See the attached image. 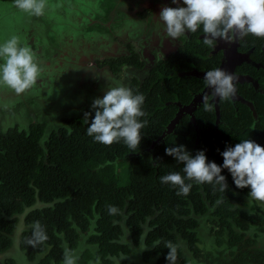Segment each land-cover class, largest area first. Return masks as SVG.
Returning <instances> with one entry per match:
<instances>
[{"label":"flooded vegetation","instance_id":"flooded-vegetation-1","mask_svg":"<svg viewBox=\"0 0 264 264\" xmlns=\"http://www.w3.org/2000/svg\"><path fill=\"white\" fill-rule=\"evenodd\" d=\"M163 6L184 5L183 0H179V4L172 0H47L44 14L34 16L16 8L14 0H0V43L12 35L19 36L21 44L35 52L43 69L36 84L24 93L18 94L2 86L0 132L7 133L12 129L26 131L27 135L31 131L41 132L39 143L46 149V143L54 134L61 136L63 132H69V128L72 132L75 126L84 124L85 112L91 113L88 118L91 123L95 116L92 104L96 98H102L109 87L124 85L145 96L150 93L152 82L157 85L163 76H172L197 79V83L195 87L192 84L186 90L182 89L180 96L173 93L175 98L170 97L165 102L174 107L175 114L152 143L164 140L170 133L180 134L179 128L188 132L194 128L198 143L202 132L199 125L210 119L217 132H220L219 127H234L240 142L251 139L264 146V38L248 35L232 44L216 41L215 48H209L203 43L201 26L197 32H189L175 42L171 39L163 41V25L158 21ZM9 10L17 11L18 16L25 18L23 33L16 34V29L11 31L4 26L3 16ZM10 17L14 19L12 15ZM44 39H48L49 48ZM215 68L225 69L237 77V92L232 99L221 100L213 96L212 89L206 85L205 73ZM154 91L157 92L158 88ZM204 96L208 97L213 111L204 110ZM143 130L145 132L146 128ZM155 130L150 128L149 135ZM229 189L234 195L230 207L234 218L229 216L226 221L240 238L237 246L228 248L223 243L216 244L215 230L220 229V217L214 212L224 199L220 198L212 205L203 194L206 213L196 214L190 202L192 211L184 216L198 221L195 230L202 252L194 257L178 237V243L174 245L182 246V252L177 261L190 254V258L201 264V258L209 252L215 258L229 260L235 249V254L246 249L264 253V204L249 200L250 186L241 189L234 183ZM151 218L147 217L143 225L138 245L125 224V218L117 221L123 228L119 243L129 252L121 250L116 255H109L113 264H169L166 258L159 262V254L149 260L144 258V253L157 244L147 245L144 240ZM201 220L212 222L209 231H212L213 242L220 250H204L200 246ZM229 230L224 227L221 237L225 241L229 238ZM93 232L94 225L89 233L81 235L79 247L72 252L78 259L86 248L92 252L97 250L96 244L86 242ZM76 264H80L78 260ZM240 264L264 263L247 261Z\"/></svg>","mask_w":264,"mask_h":264},{"label":"trees","instance_id":"trees-1","mask_svg":"<svg viewBox=\"0 0 264 264\" xmlns=\"http://www.w3.org/2000/svg\"><path fill=\"white\" fill-rule=\"evenodd\" d=\"M196 83L197 79L172 76H163L157 85L152 82V89L145 94L143 105L147 116L141 118L147 120L146 131L141 130L143 139L136 151L129 149L123 141L110 146L95 142L87 135L88 125L84 124L75 126L70 133L54 134L46 143V149L39 143L41 132L31 131L30 135L16 129L0 132V256H3L0 264L21 263L10 253L19 230L21 239L16 248L25 262L63 264L65 250L74 252L80 245L81 235L89 233L93 225L94 232L86 242L96 244L97 250L84 249L79 263L89 264L92 260L96 264H113L109 255H116L121 250L129 252L125 245L119 243L123 228L117 221L125 218V224L138 245L149 216L152 218L144 240L147 245L157 244L144 253L146 260L154 254L160 255L159 262L165 259L170 251L165 244H177L178 237L192 255L198 257L202 252L195 230L198 221L184 216L192 211L190 202L196 214L206 213L203 194L212 205L218 199H224L214 212L220 217V229L215 230L216 244L236 247L240 238L226 221L229 216L234 218V212L230 211L234 195L229 189L234 180L228 169H222L221 173L228 184L224 192L214 183L197 184L186 180L192 184L189 194L177 195V187L163 184L160 180L171 172L184 175V165L166 154L168 147L184 145L193 156L204 150L209 162L222 165L221 153L240 142L234 127H219L220 132H217L214 123L208 119L206 124L199 125L202 132L198 143L194 128L189 132L179 128L180 134L170 133L164 140L152 143L175 114L174 107L165 102L170 97L175 98V93L180 96L182 89L186 90L192 84L195 87ZM155 88H158L157 92ZM149 127L156 128L150 135ZM125 163L127 165L123 168ZM38 201L53 205L31 209L24 218L20 217ZM110 206L117 209L115 214L110 213ZM37 224L47 239L33 245L29 241ZM225 226L230 229L227 241L221 237ZM176 248L179 256L182 246ZM235 251L229 260L215 258L209 252L201 258V264L264 263V253L246 249L235 254Z\"/></svg>","mask_w":264,"mask_h":264},{"label":"clouds","instance_id":"clouds-1","mask_svg":"<svg viewBox=\"0 0 264 264\" xmlns=\"http://www.w3.org/2000/svg\"><path fill=\"white\" fill-rule=\"evenodd\" d=\"M172 2L179 4V0ZM14 5L22 12L41 16L47 7V0H14ZM183 5L161 8L158 21L163 25V41L171 39L175 42L189 32H197L201 26L203 43L209 48H215L216 41L232 44L248 35L264 38V0H183ZM42 71L35 52L22 45L19 36L12 35L0 43V86L18 94L24 93L36 84ZM236 80L235 75L222 68L209 70L204 75L213 96L221 100L235 97ZM144 103L145 96L130 87H109L102 98L94 100L92 108L95 109V116L90 124L88 118L91 113L84 114L87 135L106 146L123 141L129 149L136 151L143 139L141 130L147 125V120L141 119L147 116ZM203 107L207 112L213 111L207 96L203 97ZM68 131L70 133L71 128ZM165 151L184 165V175L171 172L160 177L161 183L178 188L177 195L189 194L192 184L186 183V180L197 184L214 183L221 192L226 191L228 184L221 173L222 169H228L238 188L250 186L249 200L264 204V146L254 140L244 139L234 147H228L221 153L222 165L209 162L204 150L193 156L184 145L168 147ZM109 211L115 214L117 209L110 206ZM46 239L44 231L38 224L35 225L29 243L35 245ZM165 247L170 249L167 261L176 264V246L167 242ZM77 260L78 256L71 250H65L63 264H76Z\"/></svg>","mask_w":264,"mask_h":264},{"label":"rangeland","instance_id":"rangeland-1","mask_svg":"<svg viewBox=\"0 0 264 264\" xmlns=\"http://www.w3.org/2000/svg\"><path fill=\"white\" fill-rule=\"evenodd\" d=\"M127 163L124 164V168L126 167ZM125 174V173H124ZM201 228H200V236L201 238V244L200 246L204 248V250H220V247H216L214 244V237L212 231H209L210 228H212V222H204V220H201ZM264 244V243H263ZM17 245V243H16ZM18 255V254H17ZM226 255V253H225ZM20 256V255H18ZM199 264V262L195 259L190 258V254L183 260L176 261V264ZM95 262L90 260L89 264H94Z\"/></svg>","mask_w":264,"mask_h":264},{"label":"crops","instance_id":"crops-1","mask_svg":"<svg viewBox=\"0 0 264 264\" xmlns=\"http://www.w3.org/2000/svg\"><path fill=\"white\" fill-rule=\"evenodd\" d=\"M11 12V13H10ZM10 15H12L14 17V19H12L10 17ZM19 14H17V11L16 12H13L12 11H8V14L4 17L3 16V19L5 21L6 24H4V26L8 27L7 29L8 30H15L16 29V34H18V32L23 33L24 29L26 28L25 24L26 23L25 21V18L24 17H21V16H18ZM9 34V32H7ZM44 43L47 45V48H49V44H48V39H44ZM0 90L3 91V87L0 86ZM8 92V90H7ZM11 255H15L17 256L21 263L20 264H27V262H25V259L23 258V255L22 253L15 247L14 249L11 250ZM20 256H18V255ZM35 264V263H34Z\"/></svg>","mask_w":264,"mask_h":264},{"label":"water","instance_id":"water-1","mask_svg":"<svg viewBox=\"0 0 264 264\" xmlns=\"http://www.w3.org/2000/svg\"><path fill=\"white\" fill-rule=\"evenodd\" d=\"M49 205H53V203H51V204H44V203H40V202H38V203H36L33 207H30V208H27L26 209V211L23 213V214H21L20 215V217L21 218H24L25 217V215H26V213L28 212V211H30L31 209H35V208H42V207H44V206H49ZM23 224V223H22ZM20 239H21V230H19L18 232H17V235H16V237H15V243H17V245L20 243ZM3 256H0V258H2Z\"/></svg>","mask_w":264,"mask_h":264}]
</instances>
